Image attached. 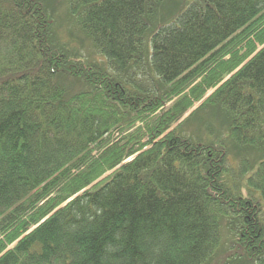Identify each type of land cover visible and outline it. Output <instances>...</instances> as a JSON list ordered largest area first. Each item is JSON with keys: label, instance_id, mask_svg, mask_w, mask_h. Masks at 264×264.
Returning a JSON list of instances; mask_svg holds the SVG:
<instances>
[{"label": "trees", "instance_id": "obj_1", "mask_svg": "<svg viewBox=\"0 0 264 264\" xmlns=\"http://www.w3.org/2000/svg\"><path fill=\"white\" fill-rule=\"evenodd\" d=\"M61 2L0 0V264H264V0Z\"/></svg>", "mask_w": 264, "mask_h": 264}, {"label": "rangeland", "instance_id": "obj_2", "mask_svg": "<svg viewBox=\"0 0 264 264\" xmlns=\"http://www.w3.org/2000/svg\"><path fill=\"white\" fill-rule=\"evenodd\" d=\"M53 4L57 11H56V20L60 21V18H62L63 22L62 23V26H60L59 28L61 29V31L64 30V24H65V21H66V14H65V5L61 2V0H52ZM166 8L164 10V12H161L157 17L156 19L158 20H161V19H168L169 17L173 16L177 11L179 10H182L184 9L188 4H190L191 2H193L194 0H166ZM171 11H176L175 13H171L170 15H168L169 13L168 12H171ZM164 15V16H163ZM87 41H85L84 43H86ZM75 44V43H74ZM87 45V43H86ZM83 48H87V52H90L93 53V49L91 51V46L90 45H87L86 47H84L83 45ZM86 51H83V52H86ZM213 90H209L208 94L203 98L205 99ZM198 105V104H197ZM196 105V106H197ZM195 106V107H196ZM215 113L214 110H212L211 107H206L205 109L201 110L198 115H197V118H205V117H209V116H214ZM216 115V113H215ZM202 126H204L202 124ZM259 195V193H257ZM260 202L262 203V206H263V209H264V202L263 200L261 199ZM223 256V259L222 261L220 260L219 262V257H222ZM243 257L240 256L239 253L237 252H234L231 254V256L227 259V257H224V255L222 254V251L220 252V254L218 255V257L216 258V260L213 261V264H245V262L243 261ZM219 262V263H218Z\"/></svg>", "mask_w": 264, "mask_h": 264}]
</instances>
